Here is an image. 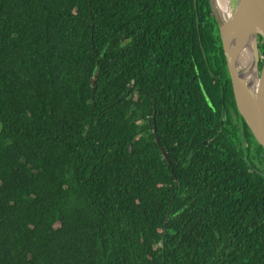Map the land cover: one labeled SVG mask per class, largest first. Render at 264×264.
I'll return each mask as SVG.
<instances>
[{
  "label": "trees",
  "instance_id": "trees-1",
  "mask_svg": "<svg viewBox=\"0 0 264 264\" xmlns=\"http://www.w3.org/2000/svg\"><path fill=\"white\" fill-rule=\"evenodd\" d=\"M254 160L207 0H0V264H264Z\"/></svg>",
  "mask_w": 264,
  "mask_h": 264
},
{
  "label": "water",
  "instance_id": "water-1",
  "mask_svg": "<svg viewBox=\"0 0 264 264\" xmlns=\"http://www.w3.org/2000/svg\"><path fill=\"white\" fill-rule=\"evenodd\" d=\"M207 1L218 29L237 113L264 149V54L259 51L264 44V0ZM160 150L166 159L161 146Z\"/></svg>",
  "mask_w": 264,
  "mask_h": 264
},
{
  "label": "flooded vegetation",
  "instance_id": "flooded-vegetation-1",
  "mask_svg": "<svg viewBox=\"0 0 264 264\" xmlns=\"http://www.w3.org/2000/svg\"><path fill=\"white\" fill-rule=\"evenodd\" d=\"M260 54H261V53H260ZM261 56H262V55H261ZM224 105H225L226 107H223V106H222V108H224V110H222V112H225V113H227V114H230V115L232 116V118L236 119V115L234 114L233 108L230 106V104L226 101V102H224ZM260 154L263 155L262 152H261Z\"/></svg>",
  "mask_w": 264,
  "mask_h": 264
},
{
  "label": "rangeland",
  "instance_id": "rangeland-1",
  "mask_svg": "<svg viewBox=\"0 0 264 264\" xmlns=\"http://www.w3.org/2000/svg\"><path fill=\"white\" fill-rule=\"evenodd\" d=\"M255 161V160H254ZM258 168L262 169L264 171V164H260L259 162L255 161Z\"/></svg>",
  "mask_w": 264,
  "mask_h": 264
},
{
  "label": "bare ground",
  "instance_id": "bare-ground-1",
  "mask_svg": "<svg viewBox=\"0 0 264 264\" xmlns=\"http://www.w3.org/2000/svg\"><path fill=\"white\" fill-rule=\"evenodd\" d=\"M220 1V0H219ZM222 1V0H221Z\"/></svg>",
  "mask_w": 264,
  "mask_h": 264
}]
</instances>
